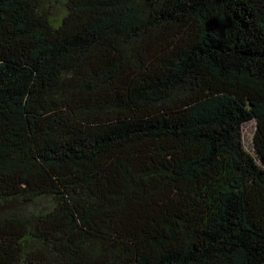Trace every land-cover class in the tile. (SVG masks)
<instances>
[{"label":"trees","instance_id":"trees-1","mask_svg":"<svg viewBox=\"0 0 264 264\" xmlns=\"http://www.w3.org/2000/svg\"><path fill=\"white\" fill-rule=\"evenodd\" d=\"M0 264H264V0H0Z\"/></svg>","mask_w":264,"mask_h":264},{"label":"rangeland","instance_id":"rangeland-1","mask_svg":"<svg viewBox=\"0 0 264 264\" xmlns=\"http://www.w3.org/2000/svg\"><path fill=\"white\" fill-rule=\"evenodd\" d=\"M61 11H62L61 7H60V10L59 8H57L54 14L57 16H60ZM254 132H255V121L248 120L242 124L241 136H242L243 147L247 151H249L257 159V161H259L258 154L256 153V148L253 142Z\"/></svg>","mask_w":264,"mask_h":264}]
</instances>
